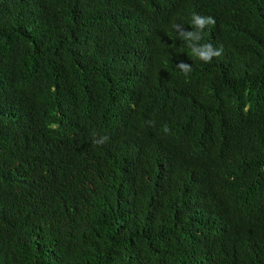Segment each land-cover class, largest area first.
<instances>
[{"label":"trees","instance_id":"trees-1","mask_svg":"<svg viewBox=\"0 0 264 264\" xmlns=\"http://www.w3.org/2000/svg\"><path fill=\"white\" fill-rule=\"evenodd\" d=\"M0 264H264V0H0Z\"/></svg>","mask_w":264,"mask_h":264},{"label":"clouds","instance_id":"clouds-1","mask_svg":"<svg viewBox=\"0 0 264 264\" xmlns=\"http://www.w3.org/2000/svg\"><path fill=\"white\" fill-rule=\"evenodd\" d=\"M192 22L197 31L181 30L180 26L173 25L180 31V36L184 39L188 47L191 48L192 54L199 60L209 63L213 57L220 56L222 49H214L212 44H199V41L203 38L202 33L206 26L214 25L215 19L211 16L202 17L200 15H193ZM185 74L191 71V65L185 62H181L177 65ZM109 137L104 136L100 139H94L93 143L103 145L108 141Z\"/></svg>","mask_w":264,"mask_h":264}]
</instances>
